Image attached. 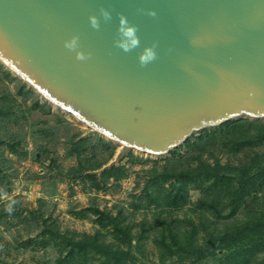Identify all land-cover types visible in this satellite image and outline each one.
<instances>
[{
	"label": "water",
	"instance_id": "water-1",
	"mask_svg": "<svg viewBox=\"0 0 264 264\" xmlns=\"http://www.w3.org/2000/svg\"><path fill=\"white\" fill-rule=\"evenodd\" d=\"M119 13L139 28L130 52L114 45ZM75 35L90 59L65 47ZM0 63L105 140L161 158L206 129L264 121V0H0Z\"/></svg>",
	"mask_w": 264,
	"mask_h": 264
},
{
	"label": "trees",
	"instance_id": "trees-1",
	"mask_svg": "<svg viewBox=\"0 0 264 264\" xmlns=\"http://www.w3.org/2000/svg\"><path fill=\"white\" fill-rule=\"evenodd\" d=\"M32 93V90L27 92L28 95ZM39 107V103H36L31 110ZM12 108L13 104L2 105L0 118L10 117ZM31 110H28V114L32 113ZM60 122L67 123L63 119ZM198 134L199 137L192 136L184 145L171 151V158L151 160L129 153L131 163H153L146 174L149 176L147 183L152 185L154 192L146 194L148 203L143 204V198L137 199L134 210L149 209L155 205L154 219L157 224L154 227L144 221L139 225L141 231L134 233L135 225L122 215L121 210L113 218L95 210L102 229L94 235L79 234L63 238L59 262L139 264L136 253L145 254L140 243L153 233V242L162 264L173 258L184 264H204L217 255L222 257L215 264H264V153L259 151L264 148V121L233 120ZM90 142V138H83L74 143L73 152L78 154L80 161L79 166L73 167L69 173L71 177L87 173L84 179H89L93 188L101 190L110 180L118 182L128 174L129 169L125 165L112 166L100 176L92 174L114 155L115 146L100 139L98 145L106 153L104 158L82 157L81 147ZM7 144L11 143L0 136V146ZM11 145V152L20 154V143ZM184 149L187 152L182 154ZM247 150H252L249 160L243 159L236 166L233 157ZM26 151L22 149L23 157ZM221 153L229 160L225 165L219 162L218 155ZM206 154H209L208 158H205ZM5 160L0 154V163H5ZM192 190L200 191L203 196L192 209L197 217L186 216L189 222L186 225L183 223L185 221L174 216L189 205ZM107 219L113 220L110 235L114 240L111 242L107 241L103 232L111 224L105 222ZM53 231L52 237L61 235L59 229Z\"/></svg>",
	"mask_w": 264,
	"mask_h": 264
},
{
	"label": "rangeland",
	"instance_id": "rangeland-1",
	"mask_svg": "<svg viewBox=\"0 0 264 264\" xmlns=\"http://www.w3.org/2000/svg\"><path fill=\"white\" fill-rule=\"evenodd\" d=\"M29 90L32 89L0 63V107L13 104L10 117L0 118V136L11 144L20 143L18 155L11 152V144L0 146V154L6 159L5 163H0V264H62L59 262L62 256L59 248L63 238L94 235L102 229L95 210L112 218L118 216L121 210L122 215L135 225L134 233L141 231L139 225L144 221L154 227L157 224L154 219L155 205L149 209L134 210L137 199L143 198L142 203H148L146 194L154 192L152 185L147 183L149 176L146 174L153 163H131L129 153L133 151L112 143L115 146L114 155L99 170L89 173L100 176L112 166L125 165L129 172L124 178L118 182L112 179L104 188L97 190L91 186L89 179H84L87 173L71 177L69 173L73 167L79 166L80 161L78 154L73 152L74 143L90 138L92 143L81 147L82 157L104 158L106 153L102 152L98 143L100 139H105L83 127L72 116L53 108L33 90L32 95H28ZM36 103L40 107L46 106L45 109L39 107L32 111ZM28 110L32 113L28 114ZM60 119L67 123L63 124ZM23 148L27 150L24 157L21 155ZM259 151L264 153V148ZM186 152L185 149L181 151L182 154ZM134 155L151 160L171 158L170 155L161 158ZM251 155L252 150H247L233 157L232 161L237 166L243 159L249 160ZM208 156L206 154L205 158ZM218 158L221 165L229 162L223 153ZM202 196L200 191H190L189 205L174 217L188 225L186 216L197 217L192 209ZM8 208L12 210L6 211ZM105 222L111 223L103 231L107 241L111 242L114 240L110 235L113 220ZM55 228L60 230L61 235L52 237L51 232L55 233ZM151 234L140 243L145 254L136 253L139 264H162ZM221 257L217 255L204 264H215ZM166 264L184 263L173 258Z\"/></svg>",
	"mask_w": 264,
	"mask_h": 264
},
{
	"label": "clouds",
	"instance_id": "clouds-1",
	"mask_svg": "<svg viewBox=\"0 0 264 264\" xmlns=\"http://www.w3.org/2000/svg\"><path fill=\"white\" fill-rule=\"evenodd\" d=\"M139 12L146 14L150 17L155 18L157 12L154 9H149L145 12L143 9H139ZM100 15L105 21H110L112 19L111 12L101 7L99 9ZM119 25L117 28L118 38L114 41L115 47L120 48L124 52H130L140 46V38L138 36L139 28L137 25L131 24L123 13L118 14ZM89 22L92 28L99 30L100 21L96 15L89 16ZM79 35L73 36L70 40L65 41V47L70 51L76 52V59L84 61L91 58V53H85L78 49ZM158 47V42H154L150 46H146L143 51L138 55V60L141 67H147L149 63L155 61L158 58L156 48ZM11 208L6 209V211H11Z\"/></svg>",
	"mask_w": 264,
	"mask_h": 264
}]
</instances>
